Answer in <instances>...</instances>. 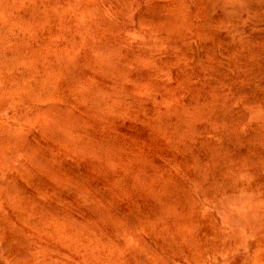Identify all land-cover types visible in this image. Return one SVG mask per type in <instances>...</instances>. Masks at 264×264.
Returning a JSON list of instances; mask_svg holds the SVG:
<instances>
[{"label": "rangeland", "instance_id": "rangeland-1", "mask_svg": "<svg viewBox=\"0 0 264 264\" xmlns=\"http://www.w3.org/2000/svg\"><path fill=\"white\" fill-rule=\"evenodd\" d=\"M226 1L0 0V264H264V2Z\"/></svg>", "mask_w": 264, "mask_h": 264}, {"label": "bare ground", "instance_id": "bare-ground-1", "mask_svg": "<svg viewBox=\"0 0 264 264\" xmlns=\"http://www.w3.org/2000/svg\"><path fill=\"white\" fill-rule=\"evenodd\" d=\"M206 1H207V0H206ZM214 1H215V0H214ZM216 1H217V0H216ZM225 1H226V0H225ZM236 1H237V0H236ZM238 1H240V0H238ZM247 1H248V0H247ZM253 1H254V0H253ZM256 1H257V3L259 2L260 4H263V2H264V0H256ZM226 2H227V1H226ZM226 2H225V4H226ZM242 2H243V4H244V1H242ZM249 2H250V1H249ZM206 3H207V2H206ZM259 3H258V5H259ZM209 4H210V2H209L207 5H209ZM218 4H219V3H218ZM243 4H242V8H243ZM246 4H247V3H246ZM222 5H223V4H222ZM231 5H232V4H231ZM247 5H248V4H247ZM251 5H252V4H251ZM258 5H256L254 8H256ZM204 6H205V5H204ZM223 6H224V5H223ZM211 7H212V4H211ZM211 7H209L208 9H210ZM262 7H263V14H264V6H262ZM214 8H216V7H214ZM239 8H240V7H239ZM257 8H258V7H257ZM257 8H256V10H257ZM259 8H260V6H259ZM259 8H258V9H259ZM244 9H245V8H244ZM211 10H212V8H211ZM224 10H225V9H224ZM227 10H228V9H227ZM229 10H230V8H229ZM237 10H238V9H237ZM249 11H250V9H249ZM212 12H213V10H212ZM219 12H220V11H219ZM222 12L224 13V11H222ZM228 12H229V11H228ZM240 12H242V10H241ZM209 13H210V12H209ZM216 13H217V12H216ZM225 13H226V12H225ZM248 13H249V12H248ZM248 13H247V14H248ZM217 14H220V13H217ZM236 14H238V13H236ZM239 14H241V13H239ZM251 14H252V13H251ZM223 15H224V14H223ZM243 15H244V14H243ZM245 16H246V14H245ZM257 16H258V15H257ZM246 17H248V16H246ZM255 17H256V16H255ZM230 18H231V17H230ZM235 18H236V17H235ZM237 18H238V17H237ZM242 18H243V17H242ZM249 18H250V16H249ZM252 18H253V17H252ZM219 19H220V18H219ZM219 19H218V20H219ZM240 19H241V18H240ZM244 19H246V18H244ZM250 19H251V18H250ZM221 20H222V19H220V21H221ZM238 20H239V19H238ZM251 20H252V19H251ZM222 21H223V20H222ZM230 21H231V20H230ZM239 21H240V20H239ZM254 21H255V20H254ZM210 22H211V21H210ZM227 22H228V21H227ZM240 22H241V21H240ZM240 22H239V23H240ZM244 22H245V21H244ZM244 22H243V23H244ZM222 23H223V22H222ZM228 23H229V22H228ZM234 23H235V22H234ZM234 23H233V24H234ZM239 23H238V24H239ZM250 23H251V22H250ZM260 23H261V22H260ZM79 24H80V23H79ZM89 24H90V23H89ZM102 24H103V23H102ZM82 25H83V24H82ZM90 25H91V24H90ZM95 25H96V24H95ZM95 25H94V26H95ZM240 25H242V23H241ZM247 25H248V24H247ZM247 25H246V26H247ZM258 25H259V24H258ZM75 26H76V24H75ZM88 26H89V25H88ZM88 26H87V27H88ZM100 26H101V25H100ZM252 26H253V24H252ZM256 26H257V25H256ZM260 26H261V25H260ZM80 27H82V26H80ZM218 27H219V26H218ZM76 28H77V27H76ZM78 28H79V27H78ZM222 28H223V27H222ZM225 28H226V27H225ZM231 28H232V27H231ZM239 28H240V27H239ZM239 28H237V29H239ZM241 28H242V27H241ZM241 28H240V30H241ZM246 28H247V27H246ZM248 28H251V27H248ZM254 28H255V27H254ZM262 28H263V27H262ZM91 29H92V28H91ZM213 29H214V28H213ZM218 29H219V28H218ZM234 29H235V28H234ZM255 29H256V28H255ZM263 29H264V28H263ZM92 30H93V29H92ZM92 30H91V31H92ZM115 30H116V29H115ZM219 30H220V29H219ZM229 30H230V29H229ZM232 30H233V29H232ZM232 30H231V31H232ZM248 30H249V29H248ZM259 30H260V29H259ZM81 31H82V30H81ZM235 31H236V30H235ZM243 31H244V30H243ZM257 31H258V30H257ZM263 31H264V30H263ZM113 32H114V31H113ZM215 32H216V31H215ZM233 32H234V31H233ZM237 32H238V31H237ZM245 32H247V31H245ZM248 32H249V31H248ZM255 32H256V31H255ZM260 32H261V31H260ZM227 33H228V32H227ZM82 34H83V32L81 33V35H82ZM84 34H85V33H84ZM218 34H219V33H218ZM221 34H222V32H221ZM242 34H243V33H242ZM248 34H249V33H248ZM261 34H262V33H261ZM261 34H260V35H261ZM263 34H264V33H263ZM219 35H220V34H219ZM219 35H218V36H219ZM225 35H226V34H225ZM225 35H224V36H225ZM244 35H245V34H244ZM258 35H259V34H258ZM84 36H85V35H84ZM218 36H217V37H218ZM241 36H242V35H241ZM219 37H220V36H219ZM226 37H227V36H226ZM228 37H229V35H228ZM243 37H244V36H243ZM262 37H263V36H262ZM244 38H245V37H244ZM251 38H252V37H251ZM256 38H257V37H256ZM81 39H82V38H81ZM220 39H222V38H220ZM223 39H224V37H223ZM233 39H234V37H233ZM241 39H242V38H241ZM241 39H240V40H241ZM254 39H255V38H254ZM254 39H253V40H254ZM75 40H76V39H75ZM247 40H248V39H247ZM249 40H250V39H249ZM263 40H264V39H263ZM263 40H262V42H263ZM7 41H8V40H7ZM7 41H6V42H7ZM78 41H79V40H78ZM78 41H77V42H78ZM221 41H222V40H221ZM233 41H234V40H233ZM241 41H242V40H241ZM0 42H1V41H0ZM13 42H14V41H13ZM72 42H73V40H72ZM75 42H76V41H75ZM226 42H227V40H226ZM238 42H239V41H238ZM247 42H248V41H247ZM254 42H255V41H254ZM10 43L12 44V42H10ZM37 43H38V42H37ZM73 43H74V42H73ZM80 43H82V42L80 41ZM219 43H220V42H219ZM234 43H235V42H234ZM243 43H245V45L247 44L246 42H243ZM260 43H261V42H260ZM7 44L9 45V43H7ZM11 44H10V45H11ZM16 44H17V42H16ZM217 44H218V43H217ZM0 45H1V44H0ZM71 45H73V44H71ZM81 45H82V44H81ZM81 45H80V46H81ZM83 45H84V44H83ZM83 45H82V46H83ZM92 45H93V44H92ZM95 45H96V44H95ZM97 45L99 46V43H97ZM222 45H224V43H223ZM237 45H238V44H237ZM259 45H260V44H259ZM5 46H6V44H5ZM224 46H225V45H224ZM229 46H230V45H229ZM240 46H241V45H240ZM248 46H249V45H248ZM248 46H247V47H248ZM262 46H263V45H262ZM241 47H242V46H241ZM243 47H244V46H243ZM243 47H242V48H243ZM247 47H246V48H247ZM249 47H250V46H249ZM1 48H2V47H1ZM11 48H12V47H11ZM16 48H17V47H16ZM20 48H21V47H20ZM72 48H73V47H72ZM97 48H98V47H97ZM110 48H111V46H110ZM114 48H115V47H114ZM114 48H113V49H114ZM124 48H125V47H124ZM224 48H225V47H224ZM235 48H236V47H235ZM255 48H256V47H255ZM255 48H254V49H255ZM263 48H264V47H263ZM263 48H262V49H263ZM236 49H237V48H236ZM238 49H239V48H238ZM243 49H244V48H243ZM254 49H253V50H254ZM257 49H258V48H257ZM10 50H11V49H10ZM96 50H97V49H96ZM96 50H95V51H96ZM110 50H112V49H110ZM125 50H126V49H125ZM125 50H124V51H125ZM212 50H213V49H212ZM239 50H240V49H239ZM246 50H247V49H246ZM249 50H250V49H249ZM249 50H248V51H249ZM260 50H261V49H260ZM20 51H21V50H20ZM105 51H106V50H105ZM213 51H214V50H213ZM107 52H108V50H107ZM231 52H233V51L231 50L230 53H231ZM235 52H236V51H235ZM235 52H234V54H235ZM241 52H243V51H241ZM251 52H252V51H251ZM251 52H250V53H251ZM253 52H254V51H253ZM257 52H258V51H257ZM11 53H12V52H11ZM11 53H10V54H11ZM0 54H1V53H0ZM24 54H25V53H24ZM107 54H108V53H107ZM107 54H106V55H107ZM111 54H112V53H111ZM114 54H115V53H114ZM116 54H117V53H116ZM132 55H133V54H132ZM262 55H263V54H262ZM5 56H6V53H5ZM18 56H19V55H18ZM18 56H17V57H18ZM25 56H26V55H25ZM110 56H113V55H110ZM133 56H134V55H133ZM205 56H206V55H205ZM0 57H1V56H0ZM228 57H230V56H228ZM2 58H3V57H2ZM28 58H29V57H28ZM115 58H117V57H115ZM252 58H253V57H252ZM263 58H264V57H263ZM12 59H13V58H12ZM106 59H107V58H106ZM3 60H4V59H3ZM6 60H7V59H6ZM10 60H11V59H10ZM28 60H29V59H28ZM37 60H38V59H37ZM219 60H220V59H219ZM228 60H229V59H228ZM249 60H250V59H249ZM252 60H253V59H252ZM14 61H15V60H14ZM26 61H27V60H26ZM113 61H114V58H113ZM211 61H212V60H211ZM207 62H208V61H207ZM255 62H256V61H255ZM263 62H264V61H263ZM7 63H8V62H7ZM7 63H6V65H7ZM24 63H25V62H24ZM70 63H72V62H70ZM86 63H87V62H86ZM103 63H104V62H103ZM105 63H107V62H105ZM200 63H201V62H200ZM234 63H235V62H234ZM25 64H26V63H25ZM35 64H36V63H35ZM91 64H92V63H91ZM118 64H119V63H118ZM201 64H202V63H201ZM210 64H211V63H210ZM258 64H259V63H258ZM29 65H30V64H29ZM66 65H67V64H66ZM104 65H105V64H104ZM106 65H107V64H106ZM108 65H109V64H108ZM127 65H128V64H127ZM199 65H200V64H199ZM205 65H206V64H205ZM208 65H209V64H208ZM208 65H207V66H208ZM219 65H220V64H219ZM12 66H13V65H12ZM18 66H19V65H18ZM33 66H34V65H33ZM87 66H88V65H87ZM87 66H86V67H87ZM120 66H121V64H120ZM226 66H227V65H226ZM254 66H255V65H254ZM263 66H264V65H263ZM62 67H63V66H62ZM90 67H91V66H90ZM92 67H93V66H92ZM104 67H105V66H104ZM127 67H128V66H127ZM127 67H126V68H127ZM133 67H134V66H133ZM208 67H209V66H208ZM237 67H240V66L238 65ZM25 68H26V67H25ZM121 68H122V67H121ZM128 68L130 69V67H128ZM131 68H132V67H131ZM134 68H135V67H134ZM240 68H241V67H240ZM248 68H249V67H248ZM12 69H13V68H12ZM90 69H91V68H90ZM95 69H96V68H95ZM108 69H111V68L108 67ZM164 69H165V68H163V70H164ZM258 69H260V68H258ZM9 70H11V69H9ZM17 70H18V69H16V71H17ZM27 70H28V69H27ZM66 70H67V69H66ZM68 70H69V69H68ZM68 70H67V72H68ZM114 70H115V69H114ZM140 70H141V69H140ZM210 70H211V69H210ZM234 70H235V69H234ZM237 70H238V68H237ZM254 70H255V69H254ZM7 71H8V70H7ZM18 71H19V70H18ZM18 71H17V72H18ZM21 71H23V70H21ZM21 71H20V72H21ZM24 71H25V70H24ZM70 71H71V68H70ZM70 71H69V72H70ZM124 71H126V70H124ZM127 71L129 72L128 69H127ZM249 71H250V70H249ZM249 71H248V72H249ZM3 72H5V71H3ZM12 72H13V71H12ZM17 72H16V73H17ZM30 72H31V71H30ZM32 72H33V71H32ZM61 72H62V70H61ZM95 72H96V71H95ZM132 72H133V71H132ZM139 72H141V71H139ZM243 72H244V71H243ZM260 72H261V71H260ZM8 73H9V72H8ZM21 73H22V72H21ZM33 73H34V72H33ZM114 73H117V72H114ZM162 73H163V72H162ZM175 73H176V72H175ZM221 73H222V72H221ZM37 74H38V73H37ZM64 74H65V73H64ZM97 74H98V73H97ZM99 74H100V73H99ZM165 74H166V73H165ZM165 74H163V75H165ZM246 74H247V73H246ZM255 74H256V73H255ZM262 74H263V73H262ZM13 75H14V74H13ZM27 75H28V74H27ZM32 75H34V74H32ZM35 75H36V74H35ZM129 75H131V74H129ZM210 75H211V74H210ZM223 75H224V74H223ZM258 75H259V74H258ZM15 76H16V75H15ZM30 76H31V75H30ZM102 76H103V75H102ZM109 76H110V75H109ZM178 76H180V75L178 74ZM181 76H182V75H181ZM250 76H251V75H250ZM250 76H249V77H250ZM18 77H19V76H18ZM18 77H16V78H18ZM32 77H33V76H32ZM32 77H31V78H32ZM58 77H59V76H58ZM132 77H133V76H132ZM140 77H141V76H140ZM164 77H165V76H164ZM222 77H223V76L221 75V78H222ZM232 77H233V76H232ZM245 77H246V76H245ZM257 77H258V76H257ZM4 78H5V77H4ZM13 78H14V77H13ZM69 78H70V77H69ZM118 78H119V77H118ZM130 78H131V76H130ZM221 78H220V79H221ZM233 78H234V77H233ZM261 78H264V77H261ZM170 79H171V78H170ZM172 79H173V78H172ZM175 79H176V78H175ZM180 79H181V78H180ZM238 79H239V78H238ZM242 79H243V77H242ZM242 79H239V81H240V80L242 81ZM254 79H255V77H254ZM2 80H3V78H2ZM64 80H65V79H64ZM74 80H75V79H74ZM118 80L121 81L120 79H117V81H118ZM122 80H123V79H122ZM164 80H165V79H164ZM168 80H169V79H168ZM168 80H167V81H168ZM211 80H212V79H211ZM225 80H226V79H225ZM249 80H250V79H249ZM70 81H71V79H70ZM171 81H172V80H171ZM171 81H170V82H171ZM234 81H235V80H234ZM258 81H259V80H258ZM258 81H257V82H258ZM260 81H261V79H260ZM18 82H19V81H18ZM56 82H57V80H56ZM178 82H180V81H178ZM183 82H184V81H183ZM187 82H188V81H187ZM193 82H194V81H193ZM218 82H219V81H218ZM225 82H226V81H225ZM227 82H228V81H227ZM237 82H238V81H237ZM13 83H15V82L13 81ZM21 83H22V82H21ZM71 83H72V82H71ZM116 83H117V82H116ZM167 83H168V82H167ZM188 83H189V82H188ZM188 83H187V84H188ZM219 83H220V82H219ZM229 83H230V81H229ZM229 83H228V84H229ZM248 83H249V82H248ZM254 83H255V81H254ZM260 83H261V82H260ZM9 84H10V83H9ZM11 84H12V81H11ZM16 84H17V82H16ZM124 84H125V83H124ZM185 84H186V83H185ZM230 84H231V83H230ZM13 85H14V84H13ZM204 85H205V84H204ZM222 85H223V84H222ZM222 85H221V86H222ZM242 85H243V84H242ZM244 85H245V84H244ZM244 85H243V86H244ZM14 86H15V85H14ZM14 86H13V87H14ZM29 86H30V85H29ZM49 86H50V84H49ZM148 86H149V85H148ZM152 86H153V85H152ZM221 86H220V87H221ZM229 86H230V85H229ZM229 86H228V87H229ZM239 86H240V85H239ZM239 86H238V87H239ZM259 86H260V85H259ZM27 87H28V86H27ZM31 87H32V86H31ZM53 87H54V86H53ZM155 87H156V86H155ZM201 87H202V86H201ZM241 87H242V86H241ZM241 87H239V89H240ZM256 87H258V86H256ZM20 88H21V87H20ZM124 88H125V87H124ZM148 88H149V87H148ZM188 88H189V87H188ZM207 88H208V86H207ZM214 88H215V87H214ZM233 88H234V87H233ZM244 88H245V86H244ZM247 88H248V87H247ZM251 88H252V87H251ZM260 88H261V86H260ZM10 89H11V87L9 88V92H10ZM18 89H19V88H18ZM22 89H23V88H22ZM50 89H51V88H50ZM131 89H132V88H131ZM185 89H186V88H185ZM189 89H190V88H189ZM203 89H204V88H203ZM211 89H212V88H211ZM11 90H12V89H11ZM52 90H53V89H52ZM52 90H51V91H52ZM141 90H142V89H141ZM148 90H149V89H148ZM186 90H187V89H186ZM224 90H225V89H224ZM226 90H227V88H226ZM233 90H235V89H233ZM244 90H245V89H244ZM247 90H248V89H247ZM6 91H8V89H7ZM16 91H17V90H16ZM129 91H130V89H129ZM142 91H143V90H142ZM156 91H157V90H156ZM192 91H193V90H192ZM238 91H239V90H238ZM249 91H250V90H249ZM251 91H252V90H251ZM18 92H19V91H18ZM89 92H90V90H89ZM97 92H98V91H97ZM150 92H151V91H150ZM157 92H158V91H157ZM199 92H200V91H199ZM209 92H210V91H209ZM257 92H258V91H257ZM15 93H16V92H15ZM146 93H147V92H146ZM195 93H197V92H195ZM200 93H202V92H200ZM200 93H197V94H200ZM221 93H222V92H221ZM232 93H233V92H232ZM239 93H240V91H239L238 93L236 92V94H238V95H239ZM249 93H250V92H249ZM252 93L254 94V92H252ZM255 93H256V92H255ZM19 94H20V93H19ZM118 94H119V93H118ZM148 94H149V93H148ZM182 94H183V93H182ZM184 94H186V93H184ZM197 94H196V95H197ZM208 94H209V93H208ZM242 94H243V93H242ZM119 95H120V94H119ZM135 95H136V94H135ZM168 95H169V94H168ZM178 95H179V94H178ZM187 95H188V94H187ZM230 95H231V94H230ZM261 95H262V94H261ZM101 96H102V95H101ZM117 96H118V95H117ZM132 96H133V95H132ZM163 96H164V95H163ZM235 96H236V95H235ZM248 96H249V95H248ZM248 96H247V97H248ZM263 96H264V95H263ZM98 97H99V95H98ZM133 97L135 98V96H133ZM133 97H132V98H133ZM144 97H145V96H144ZM152 97H153V96H152ZM165 97H166V96H165ZM187 97H188V96H187ZM194 97H195V96H194ZM203 97H204V96H203ZM206 97H207V96H206ZM236 97H238V96H236ZM240 97H242V95H241ZM251 97H252V96H251ZM253 97H254V96H253ZM139 98H140V97H139ZM166 98H167V97H166ZM190 98H191V97H190ZM211 98H212V97H211ZM219 98H220V97H219ZM224 98H225V96H224ZM230 98H231V97H230ZM238 98H239V97H238ZM259 98H260V97H259ZM119 99H120V98H119ZM136 99H137V98H136ZM140 99H141V98H140ZM143 99H145V98H143ZM148 99H149V98H148ZM169 99H170V98H169ZM185 99H186V98H185ZM191 99H192V98H191ZM231 99H232V98H231ZM243 99H244V98H243ZM261 99H262V98H261ZM134 100H135V99H134ZM192 100H193V99H192ZM202 100H203V99H202ZM207 100H208V99H207ZM225 100H226V99H225ZM229 100H230V99H229ZM250 100H252V99H250ZM253 100H254V99H253ZM94 101H95V100H94ZM151 101H152V100H151ZM198 101H199V100H198ZM200 101H201V100H200ZM223 101H224V99H223ZM227 101H228V100H227ZM232 101H233V100H232ZM256 101H257V99H256ZM66 102H67V101H66ZM97 102H98V100L95 102V104H96ZM135 102H136V101H135ZM138 102H139V101H138ZM142 102H143V101H142ZM144 102H145V101H144ZM233 102H234V101H233ZM250 102H251V101H250ZM258 102H259V101H258ZM93 103H94V102H93ZM139 103H140V102H139ZM163 103H164V101H163ZM204 103H205V102H204ZM248 103H249V102H248ZM255 103H256V102H255ZM68 104H69V102H68ZM114 104H116V103H114ZM133 104H134V103H133ZM201 104H202V103H201ZM236 104H237V103H236ZM236 104H235V105H236ZM244 104H245V103H244ZM244 104H243V105H244ZM252 104H253V103H252ZM31 105H32V103H31ZM97 105H98V104H97ZM136 105H137V104H136ZM164 105H165V104H164ZM226 105H228V104H226ZM259 105H261V104H259ZM237 106H238V105H237ZM244 106H245V105H244ZM244 106H243V107H244ZM253 106H254V105H253ZM55 107H56V106H55ZM139 107H140V106H139ZM141 107L143 108V106H141ZM192 107H193V106H192ZM227 107H228V106H227ZM263 107H264V106H263ZM50 108H54V106H53V107H50ZM99 108H100V107H98L97 109H99ZM208 108H209V107H208ZM211 108H212V107H211ZM245 108H246V107H245ZM251 108H252V107H251ZM251 108H250V109H251ZM260 108H262V107H260ZM152 109H153V108H152ZM167 109H168V108H167ZM192 109H193V108H192ZM199 109H200V108H199ZM205 109H206V108H205ZM205 109H204V110H205ZM222 109H223V108H222ZM240 109H241V108H240ZM38 110H39V109H38ZM40 110H41V109H40ZM54 110H55V109H54ZM60 110H61V109H60ZM153 110H154V109H153ZM153 110H152V111H153ZM165 110H166V109H165ZM175 110H176V109H175ZM193 110H194V109H193ZM206 110H207V109H206ZM214 110H215V109H214ZM223 110H225V109H223ZM237 110H238V109H237ZM241 110H242V109H241ZM260 110H261V109H260ZM65 111H66V110H65ZM69 111H70V109H69ZM71 111H72V110H71ZM71 111H70V112H71ZM98 111H100V110H98ZM171 111H172V109H171ZM198 111H199V110H198ZM228 111H229V110H227V112H228ZM257 111H258V110H257ZM39 112H40V111H39ZM48 112H51V111L49 110ZM55 112H57V111H55ZM62 112H64V111H62ZM67 112H68V109H67ZM70 112H69V113H70ZM154 112H155V111H154ZM175 112H176V111H175ZM199 112H200V111H199ZM202 112H204V111H202ZM221 112H223V111H221ZM227 112H226V113H227ZM229 112H230V111H229ZM234 112H235V111H234ZM246 112H247V110H246ZM253 112H254V111H253ZM261 112H262V111H261ZM165 113H167V111H166ZM165 113H164V117H166V116H165ZM169 113H170V112H169ZM196 113H197V112H196ZM219 113H220V112H219ZM240 113H241V111H240ZM254 113H255V112H254ZM257 113H259V112H257ZM42 114H43V113H42ZM52 114H53V113H52ZM61 114H62V113H61ZM61 114H60V117H61ZM152 114H153V113H152ZM233 114H234V113H233ZM262 114H264V113H262ZM68 115H69V114H68ZM70 115H71V114H70ZM120 115H121V114H120ZM147 115H148V114H147ZM154 115H155V114H154ZM167 115H168V114H167ZM179 115H180V114H179ZM193 115H195V114H193ZM219 115H220V114H219ZM236 115H237V114H236ZM236 115H235V116H236ZM243 115H244V114H243ZM250 115H251V114H250ZM38 116H39V115H38ZM57 116H58V115H57ZM63 116H64V115H63ZM125 116H126V115H125ZM157 116H158V115H157ZM175 116H176V115H175ZM183 116H184V115H183ZM235 116H234V117H235ZM247 116H248V115H247ZM258 116H259V115H258ZM261 116H262V115H261ZM34 117H35V116H34ZM73 117H74V116H73ZM132 117H134V116H132ZM161 117H162V116H161ZM172 117H173V115H172ZM181 117H182V116H181ZM204 117H205V116H204ZM218 117H220V116H218ZM218 117H217V118H218ZM241 117H242V116H241ZM243 117H244V116H243ZM254 117H255V116H254ZM54 118H55V117H54ZM57 118H58V117H57ZM174 118H175V117H174ZM179 118H180V117H179ZM182 118H183V117H182ZM184 118H185V117H184ZM184 118H183V119H184ZM191 118H192V117H190V119H191ZM208 118H209V117H208ZM208 118H207V119H208ZM217 118H216V119H217ZM220 118H221V117H220ZM259 118H260V116H259ZM58 119H59V118H58ZM62 119H63V118H62ZM70 119H71V118H70ZM70 119H69V120H70ZM159 119H160V118H159ZM175 119H176V118H175ZM175 119H174V120H175ZM187 119H188V117H187ZM222 119H223V117H222ZM230 119H231V118H230ZM232 119H233V118H232ZM234 119H235V118H234ZM237 119H238V118H237ZM252 119H253V118H252ZM255 119H256V118H255ZM71 120H72V119H71ZM163 120H164V119H163ZM166 120H168V118H167ZM200 120H201V119H200ZM208 120H209V119H208ZM211 120H212V119H211ZM245 120H246V118H245ZM248 120H249V119H248ZM51 121L53 122V120H51ZM51 121H50V122H51ZM54 121H55V120H54ZM63 121H64V120H63ZM74 121H75V119H74ZM183 121H184V120H183ZM183 121H182V122H183ZM195 121H196V119H195ZM198 121H199V120H198ZM204 121H205V120H204ZM243 121H244V120H243ZM258 121H259V120H258ZM46 122H47V121H46ZM46 122H45V123H46ZM81 122H82V120H81ZM81 122H79V124H80ZM157 122H158V121H157ZM157 122H155V123H157ZM174 122H177V121H174ZM182 122H181V123H182ZM231 122H232V121H231ZM248 122H250V121H248ZM47 123H48V122H47ZM162 123H163V122H162ZM166 123H167V122H166ZM166 123H165V124H166ZM168 123H169V122H168ZM188 123H190V121H189ZM197 123H198V122H197ZM206 123H207V122H206ZM241 123H242V122H241ZM245 123H246V122H245ZM55 124H56V123H55ZM55 124L53 123V125H55ZM57 124H58V123H57ZM163 124H164V123H163ZM165 124L163 125V127H165ZM175 124H176V123H175ZM175 124H174V125H175ZM182 124H183V123H182ZM199 124H200V123H199ZM207 124H209V123H207ZM236 124H237V122H236ZM242 124H244V123H242ZM249 124H250V123H249ZM253 124H254V122H253ZM255 124H256V123H255ZM255 124H254V125H255ZM260 124H261V123H260ZM47 125H48V124H47ZM59 125H60V124H59ZM65 125H66V124H65ZM71 125H72V124H71ZM159 125H160V124H159ZM167 125H168V124H167ZM176 125H177V124H176ZM186 125H187V123H186ZM224 125H225V124H224ZM229 125L232 126L231 124H229ZM229 125H228V126H229ZM251 125H252V124H251ZM251 125H250V126H251ZM263 125H264V123H263ZM43 126H44V125H43ZM60 126H62V125H60ZM221 126H222V124H221ZM234 126H235V125H234ZM240 126H241V125H240ZM259 126H260V125H259ZM44 127H45V126H44ZM52 127H53V126H52ZM54 127H55V126H54ZM54 127H53V129H54ZM158 127H159V126H158ZM160 127H161V126H160ZM169 127H170V126H169ZM172 127H173V126H172ZM186 127H187V126H186ZM245 127H246V126H245ZM48 128H49V127H48ZM50 128H51V127H50ZM68 128H69V127H68ZM73 128H74V127H73ZM79 128H80V127H79ZM173 128H175V126H174ZM180 128H181V127H180ZM192 128H193V127H192ZM209 128H210V127H209ZM218 128H219V127H218ZM224 128H225V127H224ZM231 128H232V127H231ZM231 128H230V130L232 131V129H234V128H232V129H231ZM262 128H263V127H262ZM71 129H72V128H71ZM171 129H172V128H171ZM201 129H202V128H201ZM201 129H200V130H201ZM210 129H211V128H210ZM239 129H240V128H239ZM245 129H246V128H245ZM251 129H252V128H251ZM255 129H256V128H255ZM50 130H51V129H50ZM64 130L66 131V129H64ZM64 130H63V131H64ZM72 130H73V129H72ZM72 130H71V131H72ZM81 130H82V129H81ZM156 130H157V129H156ZM161 130H162V129H161ZM164 130H166V128H164ZM181 130H182V129H181ZM190 130H191V128H190ZM200 130H199V131H200ZM206 130H207V129H206ZM246 130H247V129H246ZM246 130H245V131H246ZM259 130H260V129H259ZM51 131H52V130H51ZM55 131H56V129H55ZM58 131H59V130H58ZM77 131H78V130H77ZM154 131H155V130H154ZM162 131H163V130H162ZM177 131H178V130H177ZM188 131H189V130H188ZM192 131H193V130H192ZM201 131H203V130H201ZM216 131H217V130H216ZM231 131H230V132H231ZM233 131H235V130H233ZM242 131H243V130H242ZM59 132L61 133V131H59ZM83 132H84V131H83ZM170 132H171V131H170ZM172 132H173V131H172ZM184 132H185V131H184ZM194 132H195V130H194ZM207 132H208V131H207ZM63 133H64V132H63ZM69 133H70V132H69ZM175 133H176V132H175ZM175 133H173V134H175ZM186 133H187V132H186ZM186 133H185V134H186ZM195 133H196V132H195ZM200 133H201V132H200ZM214 133H215V132H214ZM220 133H221V132H220ZM259 133H260V132H259ZM81 134H82V133H81ZM87 134H88V133H87ZM185 134H184V135H185ZM188 134H189V133H188ZM210 134H211V133H210ZM210 134H209V135H210ZM59 135H60V134H59ZM65 135H66V133H65ZM73 135H74V134H73ZM164 135H165V134H164ZM197 135H198V133H197ZM204 135L206 136V133H205ZM212 135H213V134H212ZM238 135H239V134H238ZM241 135H242V134H241ZM161 136H162V134H161ZM199 136H200V135H199ZM207 136H208V135H207ZM232 136H233V135H232ZM260 136H261V135H260ZM61 137H62V136H61ZM69 137H70V135H69ZM77 137H78V136H77ZM173 137H174V136H173ZM177 137H178V134H177ZM180 137H181V133H180ZM180 137H179V139H180ZM234 137H235V136H234ZM236 137H237V136H236ZM242 137H243V136H242ZM74 138H75V137H74ZM163 138H164V137H163ZM195 138H196V137H195ZM208 138H209V137H208ZM219 138H220V137H219ZM230 138H231V136H230ZM82 139H83V138H82ZM152 139H153V138H152ZM197 139H198V138H197ZM220 139H221V138H220ZM237 139H238V138H237ZM246 139H247V138H246ZM246 139H245V140H246ZM67 140H68V139H67ZM73 140H75V139H73ZM90 140H91V139H90ZM105 140H106V139H105ZM211 140H212V139H211ZM227 140H229V139H227ZM59 141H60V140H59ZM61 141H62V139H61ZM63 141H64V140H63ZM208 141H209V140H208ZM251 141H252V140H251ZM79 142H80V140H79ZM81 142H82V140H81ZM108 142H109V141H108ZM192 142H193V141H192ZM194 142H195V141H194ZM233 142H234V141H233ZM257 142H258V141H257ZM54 143H56V142H54ZM72 143H73V142H72ZM110 143H112V142L110 141ZM190 143H191V142H190ZM195 143H196V142H195ZM195 143H192V144H195ZM220 143H222V142H220ZM226 143H227V142H226ZM259 143H260V142H259ZM16 144H17V143H16ZM78 144H79V143H78ZM97 144H98V143H97ZM97 144H96V145H97ZM124 144H125V143H124ZM199 144H200V143H199ZM250 144H251V143H250ZM66 145H68V144H66ZM76 145H77V142H76ZM86 145H87V144H86ZM94 145H95V144H94ZM96 145H95V146H96ZM212 145H213V144H212ZM218 145H219V144H218ZM223 145H224V143H223ZM232 145H233V143H232ZM23 146H24V145H23ZM68 146H69V145H68ZM111 146H112V144H111ZM111 146H110V147H111ZM75 147H76V146H75ZM78 147H79V146H78ZM96 147H97V146H96ZM116 147H117V146H116ZM214 147H215V146H214ZM223 147H224V146H223ZM217 148H218V147H217ZM217 148H216V149H217ZM224 148H226V146H225ZM224 148H223V149H224ZM198 149H199V148H198ZM201 149H202V148H201ZM77 150H78V149H77ZM262 150H263V149H262ZM33 151H34V150H33ZM104 151H105V150H104ZM189 151H190V150H189ZM190 152H191V151H190ZM206 152H207V151H206ZM219 152H220V151H219ZM227 152H228V151H227ZM103 153H104V152H103ZM201 153H202V152H201ZM211 153H213V152H211ZM217 153H218V152H217ZM123 154H125V153H123ZM127 154H128V153H127ZM127 154H126V155H127ZM224 154H225V153H224ZM111 155H112V154H111ZM111 155H110V156H111ZM57 156H58V155H57ZM116 156L118 157V155H116ZM116 156H115V157H116ZM223 156H224V155H223ZM223 156H222V157H223ZM226 156H227V155H226ZM103 157H105V155H104ZM217 157H218V156H217ZM219 157H220V155H219ZM229 157H231V156H229ZM100 158H101V157H100ZM112 158H113V157H112ZM118 158H119V157H118ZM122 158H123V157H122ZM220 158H221V157H220ZM220 158H219V159H220ZM223 158H224V157H223ZM103 159H104V158H103ZM108 159H109V157H108ZM193 159H194V157H193ZM199 159H200V158H199ZM210 159H211V158H210ZM229 159L232 160V158H229ZM235 159H236V158H235ZM45 160H46V159H45ZM111 160H113V159H111ZM120 161H121V160H120ZM204 161H205V160H204ZM232 161H233V160H232ZM142 162H144V161H142ZM198 162H199V160H198ZM43 163H44V162H43ZM113 163H114V162H113ZM120 163H121V162H120ZM194 163H195V162H194ZM216 163H217V162H216ZM222 163H223V162H222ZM225 163H226V162H225ZM134 164H135V163H134ZM139 164H140V162H139ZM142 164H143V163H142ZM197 164H198V163H197ZM200 164H201V163H200ZM111 165H112V164H111ZM116 165H117V164H116ZM128 165H129V164H128ZM130 165H131V164H130ZM132 165H133V164H132ZM136 165H137V164H136ZM192 165H193V164H192ZM203 165H204V164H203ZM215 165H216V164H215ZM229 165H230V164H229ZM236 165H237V164H236ZM114 166H115V165H114ZM146 166H147V165H146ZM223 166H224V164H223ZM227 166H228V165H227ZM232 166H233V165H232ZM109 167H110V166H109ZM123 167H124V166H123ZM127 167H128V166H127ZM136 167H137V166H136ZM136 167H135V168H136ZM193 167H194V166H193ZM197 167H198V165H197ZM200 167H201V166H200ZM214 167H215V166H214ZM235 167H236V166H235ZM113 168H114V167H113ZM113 168H111V169H113ZM129 168H130V167H129ZM131 168H133V167H131ZM204 168H206V167H204ZM230 168H231V167H230ZM248 168H249V167H247V169H248ZM256 168H257V167H256ZM256 168H255V169H256ZM116 169H117V168H116ZM140 169H141V168H140ZM140 169H139V170H140ZM142 169H144V167H143ZM214 169H215V168H214ZM226 169H227V168H226ZM233 169H234V168H233ZM251 169H252V168H251ZM32 170H33V169H32ZM108 170H109V169H108ZM130 170H131V169H130ZM139 170H136V171H139ZM212 170H213V169H212ZM227 170H228V169H227ZM258 170H259V168H258ZM109 171H110V170H109ZM115 171H116V170H115ZM132 171H133V169H132ZM143 171H144V170H143ZM193 171H194V170H193ZM197 171H199V170H197ZM202 171H204V170H202ZM202 171H201V172H202ZM252 171H254V170L252 169ZM255 171H256V170H255ZM262 171H263V169H262ZM122 172L124 173V171H122ZM133 172H134V171H133ZM141 172H142V171H141ZM201 172H200V173H201ZM208 172H209V171H208ZM224 172H225V170H224ZM234 172H235V170H234ZM248 172H249V171H248ZM250 172H251V171H250ZM260 172H261V171H260ZM116 173H117V172H116ZM126 173H127V172H126ZM134 173H135V172H134ZM145 173H146V172H145ZM205 173H207V172H205ZM212 173H213V172H212ZM220 173H221V172H220ZM257 173H258V172H257ZM121 174H122V173H121ZM129 174H130V173H129ZM129 174H128V175H129ZM143 174H144V173H143ZM202 174H203V173H202ZM214 174H215V173H214ZM222 174H223V173H222ZM224 174H225V173H224ZM240 174H241V173H240ZM251 174H253V173H251ZM116 175H117V174H116ZM124 175H125V174H123V176H124ZM138 175H139V174H138ZM145 175H146V174H145ZM153 175H154V174H153ZM155 175H156V174H155ZM198 175H199V174H198ZM206 175H207V174H206ZM206 175H205V176H206ZM126 176H127V175H126ZM130 176H131V174H130ZM132 176H133V175H132ZM221 176H222V175H221ZM139 177H140V176H139ZM239 177H240V176H239ZM255 177H256V176H255ZM80 178H81V177H80ZM115 178H117V177H115ZM135 178H136V177H135ZM213 178H214V177H213ZM215 178H216V176H215ZM227 178H228V177H227ZM253 178H254V177H253ZM257 178H258V177H257ZM131 179H132V178H131ZM138 179H139V178H138ZM142 179H143V178H142ZM149 179H150V178H149ZM154 179H155V178H154ZM230 179H231V178H230ZM132 180H133V179H132ZM134 180H135V179H134ZM145 180H146V179H145ZM209 180H210V179H209ZM218 180H219V179H218ZM221 180H222V177H221ZM258 180H259V179H258ZM148 181H150V180H148ZM160 181H161V180H160ZM160 181H159V182H160ZM253 181H254V180H253ZM153 182H154V181H153ZM155 182H156V180H155ZM204 182H206V180H205ZM207 182H208V181H207ZM231 182H232V181H231ZM119 183H121V181H119ZM135 183H136V182H135ZM160 183H161V182H160ZM197 183H198V182H197ZM197 183H196V184H197ZM212 183H213V180H212ZM215 183H216V182H215ZM226 183H227V182H226ZM233 183H234V182H233ZM252 183H253V182H252ZM157 184H158V183H157ZM200 184H202V183H200ZM203 184H205V183H203ZM203 184H202V185H203ZM208 184H209V183H208ZM223 184H224V183H223ZM227 184H228V183H227ZM229 184H230V183H229ZM212 185H213V184H212ZM242 185H243V184H242ZM263 185H264V184H263ZM122 186H123V185H122ZM160 186H161V185H160ZM246 186H247V185H246ZM155 187H156V186H155ZM165 187H166V186H165ZM180 187H181V186H180ZM201 187H202V186H201ZM204 187H206V186H204ZM235 187H236V186H235ZM158 188H160V187H158ZM185 188H186V187H185ZM253 188H254V187H253ZM255 188H256V187H255ZM179 189H181V188H179ZM179 189H178V190H179ZM182 189H184V188H182ZM214 189H215V188H214ZM236 189H237V188H236ZM249 189H250V188H249ZM249 189H248V190H249ZM85 190H87V189H85ZM143 190H144V189H143ZM157 190H158V189H157ZM163 190H165V189H163ZM202 190H203V189H202ZM261 190H262V189H261ZM144 191H145V190H144ZM146 191H147V190H146ZM159 191H160V190H159ZM174 191H175V190H174ZM183 191H184V190H183ZM239 191H240V190H239ZM256 191H257V190H256ZM172 192H173V191H172ZM181 192H182V191H181ZM185 192H186V191H185ZM187 192H188V191H187ZM187 192H186V193H187ZM211 192H212V191H211ZM214 192H215V191H214ZM189 193H190V192H189ZM192 193H193V192H192ZM215 193H216V192H215ZM262 193H263V192H262ZM174 194H175V193H174ZM179 194H180V193H179ZM181 194H182V193H181ZM187 194H188V193H187ZM195 194H196V193H195ZM204 194H205V193H204ZM238 194H239V192H238ZM162 195H163V194H162ZM165 195H166V193H165ZM169 195H170V194H169ZM172 195H173V194H172ZM175 195H176V194H175ZM182 195H183V194H182ZM207 195H208V194H207ZM210 195H211V193H210ZM210 195H209V197H210ZM224 195H225V194H224ZM236 195H237V194H236ZM176 196H177V195H176ZM216 196H217V195H216ZM177 197H179V196H177ZM227 197H228V196H227ZM120 198H121V197H120ZM184 198L186 199L185 196H184ZM211 198H212V197H211ZM229 198H230V197H229ZM231 198H233V197H231ZM257 198H258V197H257ZM260 198H262V197H260ZM263 198H264V197H263ZM82 199H83V198H82ZM175 199H176V198H175ZM195 199H196V198H195ZM195 199H194V200H195ZM218 199H219V198H218ZM147 200H148V199H147ZM171 200H172V199H171ZM180 200H182V199H180ZM180 200H179V201H180ZM192 200H193V199H192ZM232 200H233V199H232ZM159 201H160V199H159ZM161 201H162V199H161ZM169 201H170V200H169ZM169 201H168V202H169ZM214 201H215V200H214ZM157 202H158V201H157ZM165 202H166V201H165ZM177 202H178V201H177ZM184 202H185V201H184ZM226 202H227V201H226ZM162 203H163V202H162ZM199 203H200V202H199ZM210 203H211V202H210ZM230 203H231V202H230ZM167 205H168V203H167ZM178 205H179V204H178ZM158 206H159V205H158ZM160 206H161V204H160ZM186 206H187V203H186L185 207H186ZM188 206H189V205H188ZM156 207H157V206H156ZM168 207H169V206H167V208H168ZM178 207H179V206H178ZM185 207H184V208H185ZM220 207H221V205H220ZM165 208H166V207H165ZM187 208H188V207H187ZM260 208H261V207H260ZM168 209H169V208H168ZM177 209H178V208H177ZM180 209H181V208H180ZM232 209H233V208H232ZM158 210H159V209H158ZM173 210H174V209H173ZM178 210H179V209H178ZM117 211H118V210H117ZM160 211H161V210H160ZM167 211H168V210H167ZM183 211H186V210L183 209ZM187 211H188V210H187ZM194 211H195V210H194ZM118 212H119V211H118ZM154 212H155V211H154ZM164 212H165V211H164ZM196 212H197V211H196ZM259 212H260V211H259ZM160 213H161V212H160ZM160 213H159V214H160ZM170 213H171V211L169 212V214H170ZM116 214H117V213H116ZM163 214H164V213H163ZM163 214L161 213V215H163ZM167 214H168V212H167ZM169 214H168V215H169ZM108 215H110V213H109ZM117 215H118V214H117ZM154 215H155V214H154ZM168 215H167V216H168ZM174 215H175V214H174ZM174 215H173V216H174ZM190 215H191V214H190ZM196 215H197V214H196ZM202 215H203V214H202ZM204 215H205V214H204ZM119 216H120V215H119ZM163 216H165V215H163ZM177 216H178V215H177ZM179 216H180V215H179ZM183 216H184V215H183ZM106 217H107V216H106ZM153 217H154V216H153ZM158 217H159V216H158ZM165 217H166V216H165ZM197 217H198V216H197ZM219 217H220V216H219ZM151 218H152V217H151ZM159 218H160V217H159ZM159 218H158V219H159ZM168 218H170V217H168ZM188 218H189V217H188ZM200 218H202V217H200ZM200 218H199V219H200ZM206 218H207V217H206ZM111 219H112V218H111ZM125 219H126V218H125ZM146 219H147V218H146ZM165 219H166V218H165ZM173 219H174V217H173ZM177 219H178V218H177ZM180 219H181V218H180ZM192 219H193V218H192ZM207 219H209V218H207ZM219 219H220V218H219ZM103 220H104V219H103ZM107 220H108V219H107ZM121 220H122V219H121ZM148 220H149V219H148ZM151 220H152V219H151ZM166 220H167V219H166ZM171 220H172V219H171ZM200 220H201V219H200ZM73 221H74V220H73ZM112 221H113V220H112ZM144 221H145V220H144ZM146 221H147V220H146ZM163 221H165V220H163ZM178 221H180V220H178ZM186 221H187V220H186ZM261 221H262V220H261ZM110 222H111V221H110ZM151 222H153V220H152ZM155 222H156V221H155ZM155 222H154V223H155ZM168 222H169V221H168ZM182 222H183V221H182ZM105 223H106V222H105ZM154 223H153V224H154ZM156 223H157V222H156ZM160 223H161V222H160ZM162 223H163V222H162ZM175 223H176V221H175ZM179 223H180L181 225H183V224L181 223V221H180ZM186 223H187V222H186ZM196 223H197V222H196ZM203 223H204V222H203ZM228 223H229V222H228ZM17 224H18V223H17ZM103 224H104V222H103ZM151 224H152V223H151ZM153 224H152V225H153ZM163 224H164V223H163ZM193 224H194V222H193ZM207 224H208V223H207ZM213 224H214V223H213ZM120 225H121V224H120ZM147 225H148V224H147ZM160 225H161V224H160ZM191 225H192V224H191ZM218 225H219V224H218ZM255 225H256V224H255ZM122 226H123V225H122ZM149 226H150V225H149ZM166 226H167V225H166ZM168 226H169V225H168ZM177 226H178V224H177ZM184 226H185V225H184ZM209 226H210V225H209ZM216 226H217V225H216ZM222 226H223V225H222ZM150 227H151V226H150ZM150 227H149V228H150ZM159 227H160V226H159ZM159 227H158V228H159ZM182 227H183V226H182ZM195 227H196V226H195ZM206 227H207V225H206ZM214 227H215V226H214ZM153 228H154V227H153ZM153 228H152L151 230H153ZM172 228H173V227H172ZM164 229H165V227H164ZM181 229H182V228H181ZM192 229H195V228H192ZM153 231H154V230H153ZM157 231H158V230H157ZM161 231H162V230H161ZM161 231H160V233H161ZM190 231H192V230H190ZM168 232H169V231H168ZM168 232H167V233H168ZM212 232H213V231H212ZM215 232H216V231H215ZM218 232H219V231H218ZM171 233H173V232H171ZM187 233H188V230H187ZM209 233H210V231H209ZM230 233H231V232H230ZM154 234H155V233H154ZM177 234H178V233H177ZM177 234H176V235H177ZM193 234H194V233H193ZM161 235H162V233H161ZM163 235H164V234H163ZM166 235H167V234H166ZM171 235H172V234H171ZM171 235H170V236H171ZM174 235H175V234H174ZM187 235H188V234H187ZM190 235H191V234H190ZM190 235H188V236H190ZM202 235H203V234H202ZM205 235H206V234H205ZM205 235H204V236H205ZM209 235H210V234H209ZM215 235H216V234H215ZM226 235H227V234H226ZM233 235H234V234H233ZM261 235H262V234H261ZM158 236H159V235H158ZM164 236H165V235H164ZM172 236H173V235H172ZM224 236H225V234H224ZM250 236H252V235H250ZM166 237H167V236H166ZM193 237H194V236H193ZM201 237H202V236H201ZM206 237H207V236H206ZM208 237H209V236H208ZM221 237H222V235H221ZM160 238H162V236H161ZM120 239H121V238H120ZM162 239L164 240V238H162ZM173 239H174V238H173ZM177 239H178V238H177ZM186 239H187V238H186ZM201 239H202V238H201ZM205 240H206V239H205ZM210 240H211V239H210ZM237 240H238V238H237ZM164 241H165V240H164ZM183 241H184V240H183ZM183 241H182V243H183ZM211 241H212V240H211ZM217 241H218V240H217ZM220 241H221V240H220ZM227 241H228V240H227ZM192 242H193V241H192ZM192 242H191V243H192ZM195 242H196V241H195ZM198 242H199V241H198ZM225 242H226V240H225ZM232 242H233V241H232ZM236 242H237V241H236ZM127 243H128V242H127ZM127 243H126V244H127ZM131 243H132V242H131ZM203 243H204V242H203ZM219 243H220V242H219ZM5 244H7V243L5 242ZM187 244H189V243H187ZM197 244H198V243H197ZM210 244H211V243H210ZM213 244H214V243H213ZM220 244H221V243H220ZM232 244H233V243H232ZM190 245H191V244H190ZM190 245H189V247H190ZM192 245H193V243H192ZM192 245H191V246H192ZM194 245H195V244H194ZM205 245H206V244H205ZM208 245H209V244H208ZM230 245H231V244H230ZM239 245H240V244H239ZM7 246H8V245H7ZM203 246H204V245H203ZM210 246H212V245H210ZM214 246H215V245H214ZM220 246H221V245H220ZM232 246H233V245H232ZM232 246H231V249H232ZM3 247H4V245H3ZM10 247H11V246H10ZM197 247H198V246H197ZM8 248H9V247H8ZM178 248H180V247H178ZM187 248H188V246H187ZM193 248H194V247H193ZM193 248H192V249H193ZM210 248H211V247H210ZM228 248H229V246H228ZM1 249H2V248H1ZM3 249H4V248H3ZM150 249H151V248H150ZM182 249H183V248H182ZM188 249H189V248H188ZM196 249H197V248H196ZM223 249H224V248H223ZM223 249H222V250H223ZM204 250H205V249H204ZM204 250H203V251H204ZM229 250H230V249H229ZM3 251H4V250H3ZM151 251H152V250H151ZM166 251H167V249H166ZM190 251H191V250H190ZM195 251H196V250H195ZM199 251H200V249H199ZM133 252H134V251H133ZM180 252H181V251H180ZM200 252H201V251H200ZM214 252L216 253V251H214ZM203 253H204V252H203ZM229 253H230V252H229ZM44 254H45V253H44ZM139 254H140V253H139ZM191 254H192V251H191ZM195 254H196V253H195ZM195 254H194V255H195ZM4 255H5V254H4ZM202 255H203V254H202ZM190 256H191V255H190ZM196 256H197V255H196ZM219 256H220V255H219ZM167 257H169V256H167ZM191 257H192V256H191ZM200 257H201V256H200ZM184 258H185V257H184ZM187 258H189V257H187ZM197 258H198V257H197ZM203 258H204V257H203ZM182 259H183V258H182ZM199 259H200V258H199ZM199 259H198V260H199ZM201 259H202V258H201ZM192 260H193V258H192ZM195 260H196V258H195ZM198 260H197V261H198ZM78 262H79V260H78ZM155 262H156V261H155ZM180 262H182V261H180ZM192 262H193V261H192ZM195 262H196V261H195ZM152 264H154V263H152ZM158 264H159V263H158ZM190 264H191V263H190ZM192 264H193V263H192ZM198 264H199V263H198Z\"/></svg>", "mask_w": 264, "mask_h": 264}]
</instances>
